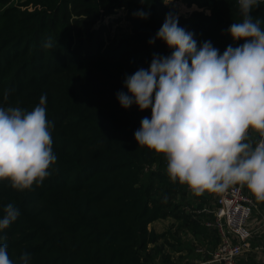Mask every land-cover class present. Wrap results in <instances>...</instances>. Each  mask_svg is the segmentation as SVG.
Instances as JSON below:
<instances>
[{
    "label": "trees",
    "instance_id": "16d2710c",
    "mask_svg": "<svg viewBox=\"0 0 264 264\" xmlns=\"http://www.w3.org/2000/svg\"><path fill=\"white\" fill-rule=\"evenodd\" d=\"M10 1L0 0V100L7 90V104L31 110L46 94L57 155L51 175L30 189L0 180V209L7 203L20 209L0 232L10 258L27 252L31 264H174L163 252L165 243L174 249L185 230L216 248V231L203 225L212 216L184 207L200 195L172 181L164 155L134 139L150 109H124L116 99L118 91L127 92L126 75L147 68L154 53L170 54L163 41H148L175 10L164 0H20L9 6ZM182 2L210 10L178 16L198 44L211 40L223 52L243 43L226 32L241 18L236 0ZM121 9L130 32L109 40L101 22ZM140 9L150 13L147 19L133 15ZM252 15L264 19V3ZM49 37L53 46L45 48ZM168 218L177 221L174 235L168 233L172 243L149 227Z\"/></svg>",
    "mask_w": 264,
    "mask_h": 264
},
{
    "label": "clouds",
    "instance_id": "9594fccd",
    "mask_svg": "<svg viewBox=\"0 0 264 264\" xmlns=\"http://www.w3.org/2000/svg\"><path fill=\"white\" fill-rule=\"evenodd\" d=\"M236 3L241 18L226 32L233 42L243 43L229 44L223 52L211 40L198 44L170 11L148 41H163L170 54L154 53L147 68L126 75L127 92L118 91L116 99L124 109L133 104L141 111L150 109L134 139L164 155L172 181L197 195L240 185L264 202V19L252 15L264 0ZM133 15L147 19L150 13L140 9ZM43 46L51 48L52 38ZM7 101L5 90L0 100V180L22 191L51 175L57 160L54 124L47 118L46 94L31 110ZM252 131L258 140L251 138ZM19 216L16 205L4 204L0 232ZM0 264H31V254L13 260L7 244L0 243Z\"/></svg>",
    "mask_w": 264,
    "mask_h": 264
},
{
    "label": "built area",
    "instance_id": "2783aa9c",
    "mask_svg": "<svg viewBox=\"0 0 264 264\" xmlns=\"http://www.w3.org/2000/svg\"><path fill=\"white\" fill-rule=\"evenodd\" d=\"M166 1L164 0V4ZM195 10L202 11L197 7H194ZM250 136L253 141L260 138L255 131L250 132ZM188 190H191L189 186ZM204 194L212 197L214 206L209 212L212 214V219L204 221L203 225L215 230L220 240L217 248L209 254L210 262L251 264L240 259L250 249L253 232L249 222L256 210V202L240 185H234L224 192H204ZM196 252L202 253L203 250L197 247Z\"/></svg>",
    "mask_w": 264,
    "mask_h": 264
},
{
    "label": "crops",
    "instance_id": "0c3cea01",
    "mask_svg": "<svg viewBox=\"0 0 264 264\" xmlns=\"http://www.w3.org/2000/svg\"><path fill=\"white\" fill-rule=\"evenodd\" d=\"M175 4H177V2L173 1L174 6ZM184 5L186 4L184 3ZM192 7H196V5H192ZM199 195L200 196L193 195V197L191 198V206L198 207L199 210H197V212L203 211L204 214L207 213V216H212V214H209V212L213 209L214 206L212 198L210 196H205L204 193ZM259 208H261L260 210L262 212H260L261 218L259 219L257 217H254L253 214L252 219L249 222L250 229L253 232V238L250 242V249H248V251H246L240 259L242 262H247L251 264H264V205L259 204L258 209ZM206 218L204 221H206ZM156 225L159 227V230H155V232L168 233L167 231L163 230V228L166 227L169 232L174 235V230L176 229L177 221L168 218L166 220L154 222L149 227H152V229H154L156 228ZM167 237L168 240H170L168 234ZM179 238L180 242L178 244L174 243L176 245L174 248L175 250L166 246L163 250L165 254H169L171 256V259L174 264H217L215 262H210L209 255L217 247L213 250H210L209 244L211 243L210 241L205 239L204 236H196L185 230L179 232ZM200 241H202V243ZM170 243H172L171 240ZM197 247H200L203 252H196Z\"/></svg>",
    "mask_w": 264,
    "mask_h": 264
},
{
    "label": "rangeland",
    "instance_id": "374dc122",
    "mask_svg": "<svg viewBox=\"0 0 264 264\" xmlns=\"http://www.w3.org/2000/svg\"><path fill=\"white\" fill-rule=\"evenodd\" d=\"M20 1V0H11L8 5H15L17 4V2ZM173 1L174 0H170L169 3H165L164 5L165 6H170L172 7L175 12H176V15L177 16H187L189 15L194 7L190 6L188 7L187 5H184V3H182V0H178V1H175L177 2V4H175V6L173 5ZM167 2V1H166ZM22 10L26 9V7H21ZM27 10L29 11H32L33 8L31 6H28ZM206 14H209L210 13V10L208 9H202ZM123 16H124V11L121 9V10H118L117 13L115 15H112L108 18H104L102 20V24H104L105 26H107L108 28V33H107V38H109V40H120L121 38L127 36L130 32V26L128 25V23L123 19ZM100 24V23H99ZM98 24V25H99ZM97 25V26H98ZM187 210H190L193 206H191L189 204V202L187 201L186 205L184 206ZM261 208L258 209V204L256 203V210L254 211V217H257V218H261ZM262 213V212H261ZM156 228H154L153 230H156L158 231L159 227L156 225L155 226ZM152 228V227H151ZM163 230L167 231L169 234H171L169 232V230L165 227L163 228ZM168 233H164V234H168ZM161 244H163V241L160 242ZM165 246L166 247H170L168 245V243H165ZM209 257V256H208ZM209 260V259H208ZM171 262L172 259H171Z\"/></svg>",
    "mask_w": 264,
    "mask_h": 264
}]
</instances>
